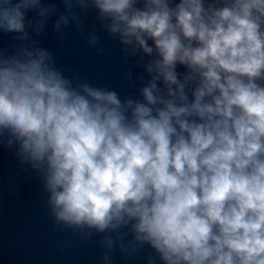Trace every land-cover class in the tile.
Wrapping results in <instances>:
<instances>
[{
    "label": "clouds",
    "instance_id": "9594fccd",
    "mask_svg": "<svg viewBox=\"0 0 264 264\" xmlns=\"http://www.w3.org/2000/svg\"><path fill=\"white\" fill-rule=\"evenodd\" d=\"M60 3L0 0L21 42L0 49V143L40 177L53 223L104 234V264L117 241L149 246L148 264H264V0ZM89 9L140 54L139 98L67 78L32 36L53 16L83 32Z\"/></svg>",
    "mask_w": 264,
    "mask_h": 264
},
{
    "label": "water",
    "instance_id": "95a60500",
    "mask_svg": "<svg viewBox=\"0 0 264 264\" xmlns=\"http://www.w3.org/2000/svg\"><path fill=\"white\" fill-rule=\"evenodd\" d=\"M44 3H55L57 14L64 10L60 0ZM34 15L28 13L29 18ZM55 19L50 17L44 32L32 36L53 54L56 66L67 78L115 90L122 100L128 96L139 98L140 77L150 79L138 63L140 54L126 57L118 38H113L96 20L94 9L80 12L83 32L73 23L63 33H56L52 30ZM90 32L99 37L95 45L89 43ZM15 36L0 32V49L12 52L13 43H21ZM177 70L183 72L184 68L178 66ZM103 235L93 233L85 239L71 229L55 225L40 177L19 162L15 146L9 149L0 143V264H104L106 249L99 243ZM130 239L131 235L126 236L125 242ZM149 255L156 254L147 245L132 255L123 253L119 241L110 252L111 264H148ZM156 264H160L159 260Z\"/></svg>",
    "mask_w": 264,
    "mask_h": 264
}]
</instances>
